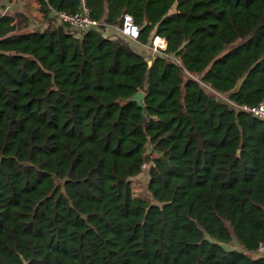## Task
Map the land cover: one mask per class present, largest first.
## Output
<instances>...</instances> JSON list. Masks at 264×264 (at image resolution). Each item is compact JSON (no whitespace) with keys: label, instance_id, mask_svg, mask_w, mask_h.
<instances>
[{"label":"trees","instance_id":"1","mask_svg":"<svg viewBox=\"0 0 264 264\" xmlns=\"http://www.w3.org/2000/svg\"><path fill=\"white\" fill-rule=\"evenodd\" d=\"M38 3L0 13V264H264V118L219 94L264 96V0ZM125 12L165 46L105 34Z\"/></svg>","mask_w":264,"mask_h":264},{"label":"built area","instance_id":"2","mask_svg":"<svg viewBox=\"0 0 264 264\" xmlns=\"http://www.w3.org/2000/svg\"><path fill=\"white\" fill-rule=\"evenodd\" d=\"M55 17L59 22L65 23L71 30L76 32H81L87 28L98 25L99 20L94 18L85 4V0H80V6L75 10H66V9H57L53 10ZM120 31L124 36L136 39L139 32V25L136 24L132 16L125 12L123 14L122 23L120 25ZM158 34L152 35V43H150V48L152 51H159L165 46L164 42L156 41ZM219 93V92H217ZM222 97L228 100L233 106H237L252 112L253 114L264 118V96H262L256 103L247 104V103H236L228 97L219 93ZM264 245L260 244L258 249H261ZM257 249V250H258Z\"/></svg>","mask_w":264,"mask_h":264},{"label":"crops","instance_id":"3","mask_svg":"<svg viewBox=\"0 0 264 264\" xmlns=\"http://www.w3.org/2000/svg\"><path fill=\"white\" fill-rule=\"evenodd\" d=\"M15 11L22 12L28 17L29 27H35V26L42 27L46 24V20L43 19L42 13L39 10L38 0H0V13L15 12ZM119 27L120 26L116 24H105L103 28V32L109 35H116V34L122 35ZM126 39L129 42V38L126 37ZM135 43L137 45V48L133 47L129 42L131 47L143 53L142 50L144 44L139 42L137 39H135Z\"/></svg>","mask_w":264,"mask_h":264},{"label":"rangeland","instance_id":"4","mask_svg":"<svg viewBox=\"0 0 264 264\" xmlns=\"http://www.w3.org/2000/svg\"><path fill=\"white\" fill-rule=\"evenodd\" d=\"M128 38H129L130 44L133 47L137 48V45L135 43V39H132L130 37H128ZM150 43H152V37H150L146 43H143L144 46H143L142 52L144 53V55L146 57H149L153 53L157 52V51H152L151 50V48L149 46ZM149 149H150V146L148 145L146 147V151H149ZM148 165H149V163H144L142 170L139 173H137L136 175L131 177V185H132L133 191L135 193H137V194H140V195H149V190L147 189ZM223 244L226 247H237V248H240L239 242L236 239H234V238H232L229 242L223 243ZM254 251H252V252H254Z\"/></svg>","mask_w":264,"mask_h":264},{"label":"water","instance_id":"5","mask_svg":"<svg viewBox=\"0 0 264 264\" xmlns=\"http://www.w3.org/2000/svg\"><path fill=\"white\" fill-rule=\"evenodd\" d=\"M147 62H148V64H150L151 59H148ZM143 95H144L143 90L138 89L137 91H134L129 96V98L130 99H134L137 102V104L141 106L142 119L145 121L146 120V115H145V109H144ZM251 256L252 257L264 256V246L261 249H258V250H255L254 252H252Z\"/></svg>","mask_w":264,"mask_h":264},{"label":"bare ground","instance_id":"6","mask_svg":"<svg viewBox=\"0 0 264 264\" xmlns=\"http://www.w3.org/2000/svg\"><path fill=\"white\" fill-rule=\"evenodd\" d=\"M161 40H163L164 42V38L162 36H158V38H156V41L160 42Z\"/></svg>","mask_w":264,"mask_h":264}]
</instances>
